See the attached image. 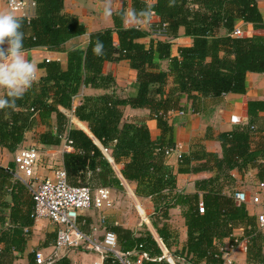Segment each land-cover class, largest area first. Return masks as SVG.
I'll return each mask as SVG.
<instances>
[{"label":"trees","instance_id":"1","mask_svg":"<svg viewBox=\"0 0 264 264\" xmlns=\"http://www.w3.org/2000/svg\"><path fill=\"white\" fill-rule=\"evenodd\" d=\"M36 1L34 18L30 22L21 19L24 52L45 48L54 53H64L65 45L69 41L85 36L86 28L78 18L63 13L64 0ZM152 1L155 3L150 5L143 0H132L131 9L139 11L150 8L159 17V24L167 25L166 40L156 42L155 47L152 43L147 48L139 41L149 34L141 29L128 27L122 22L120 13L126 8L122 7L114 12L112 28L89 35L83 50L67 53L66 68L57 61L41 63L39 68L45 72L44 76L35 81L32 88L17 100L14 108L0 110V149L15 154L24 142L25 135L38 122L47 129L40 133L35 132L40 145L60 147L64 138L70 142L72 151L64 153L63 167L71 186L94 190L95 181L102 179L121 189L119 180L99 147L82 131L69 129L68 119L60 111L61 108L72 111L73 99L84 87L103 91L100 96L85 97L82 105L74 110V114L87 124L91 134L103 147H113L110 152L115 163L119 161V154H126L128 150L133 152L131 163L122 169V175L127 182L138 184L145 176L154 179L152 196H156L154 199L157 211L152 222L168 248L170 232L166 226L159 230L158 221L167 220L170 209L177 205L185 206L187 203L183 196L175 193L172 176L164 179L163 174L161 175L162 165L159 161L164 155L163 149L173 145L171 140L166 141L171 128L159 113L177 110L183 96H187L195 104L198 97L219 99L229 94H245L247 74H264V36L234 38L231 34L238 20L251 24L254 30H262L264 18L257 0ZM181 29H184L185 35L193 43L191 47L180 50L179 58L172 59L170 41L178 36ZM222 30L223 35L220 34ZM97 38L104 44L102 56H97L92 51ZM155 53L161 60H171L169 72L158 71L154 64ZM122 61L129 62L130 68L137 74L136 94L132 97L118 95L114 77L103 72L105 63ZM169 86L172 87L167 89ZM126 107L149 109L163 132L161 139L152 142L148 129L143 125L137 127L129 123L122 124L123 108ZM261 113H264V101L249 102L247 114L250 123L238 127L232 133L219 135L224 155L221 160L212 156L219 163V168L224 163L228 170H243L246 163H253L258 158L264 160V151L250 150V133L257 130L256 124ZM53 120L55 133L52 131ZM190 160L193 158H186L183 154L179 161L190 164ZM190 171L180 170L182 173ZM102 172L104 174L101 177ZM88 174L94 176L95 181ZM259 177L264 180L261 172ZM224 180V183H231L229 177ZM217 183L218 179L211 178L197 184L199 190L209 189L202 203L205 213L199 214L197 206L189 208L186 214L187 247L175 253V257L189 264H195L192 256L209 259L211 251L214 250L215 238L225 237L235 227H242L245 229L248 263L264 264V233L257 228L255 219L249 217L245 205L235 206L223 196L221 189L216 191L214 186ZM21 184H15L13 175L0 168V195L4 189H11L12 202L15 204L11 208V216L15 219L21 194L24 192ZM173 194L174 198L169 199ZM192 199L198 205L199 196L195 195ZM172 200L175 202L172 203ZM223 200H226L224 205ZM29 217L24 219L23 225H29ZM142 229L139 234L119 230L122 251H138L145 256L142 264H168L165 260L155 261L163 257V252L147 228ZM21 234L19 229L11 235L0 231V243L17 246V238ZM60 261V264H69L66 257ZM106 264L117 263L107 255Z\"/></svg>","mask_w":264,"mask_h":264},{"label":"crops","instance_id":"2","mask_svg":"<svg viewBox=\"0 0 264 264\" xmlns=\"http://www.w3.org/2000/svg\"><path fill=\"white\" fill-rule=\"evenodd\" d=\"M143 1L150 5L155 3L152 0ZM257 3L264 18V0H257ZM103 4L104 0H64L63 13L78 18L80 23L86 28V34L69 41L65 45L66 51L64 53H54L45 48L24 52L25 58L37 67L35 81H39L45 74L39 68L41 63L57 61L61 63L63 68H66L67 53L72 50H83L88 42L89 35L112 28V14L122 9V7H125L126 10H131L132 0H111L112 14L110 16L103 15ZM159 22V17L154 14L150 20V27L137 25L135 21L126 23V25L147 32L149 35L139 42L149 48L152 43L155 47L156 42L160 41L152 38L150 33L152 27L158 25ZM237 27L242 31L241 38L254 35L264 36V29L254 30L251 24L244 23L241 20L236 22ZM220 34L223 35L224 31L222 30ZM164 40L166 39L161 41ZM170 43V56L173 59L179 58L180 50L191 47L193 41L185 35L184 29H181L178 36L171 40ZM154 64L158 67V71L169 72L171 68V60H161L157 53L154 55ZM103 72L114 77L118 95L127 98L136 94L137 74L130 68L129 62L105 63ZM171 87L169 86L167 89ZM103 93L101 90L84 87L74 97L72 111L60 109L68 119L69 129L82 131L99 147L109 161L121 185L120 189L116 186H111L108 180L99 179L95 181V177L88 174L89 178L92 177L95 181L94 190L99 188L110 190L113 205L111 208L102 210L91 208L84 211L78 219L79 230L88 236L92 242H102L105 234L112 232L117 236L118 249L124 252L122 251V238H119V230L139 234L142 232V228L145 227L163 252V257L155 261L165 260L168 264H189L177 259L175 253L177 254L187 247L188 220L186 219V214L189 208L191 206L196 208L197 206L198 209V205L203 203V199L209 191V189L199 190L197 184L211 178L218 179V183L214 186L216 191L221 189L223 196L235 206L243 204L234 198L236 192L246 193L250 200L264 186V180H260L259 177L260 172L264 177V160L262 158H258L253 163H246L243 170L238 168L228 170L224 163L219 168V163L212 157L215 156L218 160H221L224 155V148L219 141V135L232 133L238 127L250 123L247 114V104L249 102L264 101V74L248 73L246 77V93L243 95L229 94L219 99L198 97L195 104L187 96H183L177 110H170L165 113L167 118H164V120L167 122V126L171 128L166 141L169 139L172 145H182L184 156L193 158V160H190V164L180 162L175 156L166 157L165 155L161 156L162 158L159 161L162 165V177L167 179L172 176L175 193L183 196V200L187 203L185 206L177 205L175 208L170 209L167 220L160 219L158 221L159 230L166 226L170 232L171 239L168 240V248L159 237L152 222V217L157 211L154 199L156 196H152L154 179L145 176L142 182L138 184L127 182L122 175V169L131 163L133 152L128 150L126 154H119V161L115 163L110 152L113 147L111 149L103 147L91 134L87 124L81 122L74 114V110L82 105L85 97H96ZM3 94L4 90L0 89V96ZM123 113L122 124L129 123L137 127L143 125L148 129L152 142H157L161 139L163 132L158 126V121L154 114L149 109H131L126 107L123 108ZM256 125L257 130L255 129V131L250 133V150L264 151V113L259 115ZM52 126V131L55 133V120L52 121ZM44 128L37 122L33 130L25 135V140L19 147H37L36 149L41 154L39 175L42 179L53 178L56 171L64 169L63 155L72 151L64 148L65 141L60 147L40 145L35 132L40 133L47 130ZM0 168L6 169L8 172L14 170V154L0 149ZM181 169H189L191 171L182 173L180 172ZM150 173H153V171H150ZM103 174L104 172L101 173V177ZM159 177L161 176L159 175ZM226 177L231 179V183L223 182ZM14 183L20 182L14 179ZM21 185L24 186V192L21 194V200L19 201V211L17 215L15 214L17 220L11 216V208L15 205L12 202L11 189H4L2 195H0V231L11 235L19 229L22 233L21 237L17 238L19 242L17 246H8L6 243H0V264H36L35 254L38 252H41L47 260L45 264H60V260L65 257L68 259L69 264H106V255L90 249L88 242H79L68 250H57V232L62 227L57 226L48 218L35 219L32 217L34 202L27 187L23 183ZM164 192L166 191L164 190ZM195 195L199 196L198 205L192 199ZM174 196L173 194L169 199H173ZM223 201L225 202L223 203ZM223 201H221L222 205L226 203V200ZM171 202L174 203L175 201L172 200ZM243 205H245L249 217L255 219L258 228L257 215L264 211L263 208L256 207L250 202ZM28 217L29 225H23L22 222ZM262 232L264 233V231ZM219 233H223V231H219ZM20 242L22 245H20ZM213 245L214 250L213 252L211 251L209 259H199L196 256H192L194 258L193 262L195 264H222V256L226 252H230L234 264H249L244 228L235 227L227 232L225 237L215 238ZM124 253H130L131 259L136 262L140 261V264L145 260V256L139 254L136 250ZM262 253L264 255V248Z\"/></svg>","mask_w":264,"mask_h":264},{"label":"built area","instance_id":"3","mask_svg":"<svg viewBox=\"0 0 264 264\" xmlns=\"http://www.w3.org/2000/svg\"><path fill=\"white\" fill-rule=\"evenodd\" d=\"M37 9L36 0H0V12H12L15 16L30 22L34 18ZM154 13H152V16ZM151 16V17H152ZM166 24L153 26L151 37L156 40L166 39ZM231 37L241 38L242 31L235 28ZM49 62V61H47ZM183 114V113H180ZM160 116L167 118L166 114ZM169 115V114H168ZM252 130H254L252 128ZM64 148L69 147L70 142L64 138ZM166 157L175 156L178 160L183 157V146L173 145L163 149ZM15 168L10 173L14 179L23 183L34 202V212L32 217L35 219L48 218L57 226H61L57 232L56 249L68 250L79 242H88L90 249L95 252L110 255L117 264H140L134 261L130 253L121 252L118 249L117 236L112 232H107L102 242H92L88 236L78 228L80 215L91 208L102 210L111 208L113 205L111 192L106 188L92 190L89 187H73L67 181L64 169L56 171L53 178L42 179L39 175L41 167V154L35 147L19 148L14 154ZM234 198L240 203H251L264 210V186L258 193L254 194L250 200L244 192H236ZM200 214L205 213V206L199 204ZM258 228L264 231V211L257 215ZM222 264H234L230 252L222 256ZM36 264H45L47 260L41 252L35 254Z\"/></svg>","mask_w":264,"mask_h":264},{"label":"clouds","instance_id":"4","mask_svg":"<svg viewBox=\"0 0 264 264\" xmlns=\"http://www.w3.org/2000/svg\"><path fill=\"white\" fill-rule=\"evenodd\" d=\"M112 14L111 0H104L103 15ZM123 23L135 21L137 25L150 27L152 11L125 10L120 13ZM24 34L21 31V18L12 12H0V89L4 94L0 96V110L12 109L18 99L28 92L34 82L37 67L24 56ZM97 56L104 55V44L98 38L92 46Z\"/></svg>","mask_w":264,"mask_h":264},{"label":"rangeland","instance_id":"5","mask_svg":"<svg viewBox=\"0 0 264 264\" xmlns=\"http://www.w3.org/2000/svg\"><path fill=\"white\" fill-rule=\"evenodd\" d=\"M35 148H37V147L35 146Z\"/></svg>","mask_w":264,"mask_h":264}]
</instances>
